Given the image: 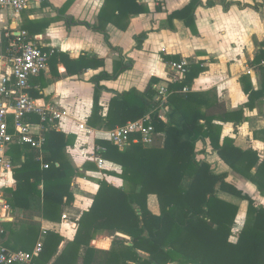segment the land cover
Returning a JSON list of instances; mask_svg holds the SVG:
<instances>
[{"label":"trees","instance_id":"1","mask_svg":"<svg viewBox=\"0 0 264 264\" xmlns=\"http://www.w3.org/2000/svg\"><path fill=\"white\" fill-rule=\"evenodd\" d=\"M42 3L46 4L45 1ZM213 3V0H207L205 5ZM200 4V0H190L168 15L169 22L173 18L181 19L196 34L193 13ZM146 11L147 8L137 0H104L95 24L89 27L107 40L108 24L125 29L131 15ZM47 24L45 22L35 29L38 23L31 21L22 28L31 37ZM69 24L85 23L71 20L67 22ZM144 37V32L135 36L136 48L141 47ZM1 42L2 49H5L8 40L2 36ZM171 58L177 60L176 56ZM122 60L119 57L113 62L111 72L101 69L89 78L93 94L86 123L91 128L110 130L148 114L155 132L154 140L150 145H143L132 141L139 134H130L122 148L107 139L96 141L104 148L97 154L120 166L117 176L122 179L123 186L98 182L91 206L77 220L72 241L54 263L75 264L83 247L82 264H264V207L228 182L227 172H215L207 160L196 158V143L207 142L222 162L236 175L251 182L264 196V158L255 149L235 146L231 137L221 139V125L215 123V120L235 125L240 123L244 119L243 108L225 111L217 103H212L207 94L181 92L202 71V68L193 66L189 67L182 81L168 85L170 94L163 103L168 110L163 119L158 118L160 101L155 99L156 77L150 78L144 90L112 91L104 112L100 97L102 91L108 89L101 81L114 79L129 68ZM47 62L55 77H59L58 62L64 65L68 75L103 67V59L96 55L80 54L77 58H70L56 50L48 54ZM36 81L46 84L41 75L32 82L30 80L31 84ZM246 91L249 106L255 92ZM262 133L264 130L254 132L253 136L264 140ZM44 135L46 154L43 161L47 168L41 167L33 150L25 152L24 160H21L22 147L8 146L10 159L19 166L13 169L15 185L6 190L9 194L7 202L15 208L22 206L24 200L29 201L30 195H36L42 199L38 202V209L44 218L57 221L61 217V206L72 200L70 183L73 177L82 174L64 155L65 147L73 144V136L53 129ZM83 169H96V166L85 162ZM41 182L42 190L37 187ZM220 193L247 202L240 229H236L239 224L238 203L221 198ZM150 194L156 197L158 213H153L147 206ZM104 229L128 235L132 244L126 245L123 239L114 238L108 250L90 246L95 233ZM36 237V231L32 230L22 235V249L30 251ZM60 240L58 233L48 230L41 251L33 258L36 264H46Z\"/></svg>","mask_w":264,"mask_h":264},{"label":"crops","instance_id":"2","mask_svg":"<svg viewBox=\"0 0 264 264\" xmlns=\"http://www.w3.org/2000/svg\"><path fill=\"white\" fill-rule=\"evenodd\" d=\"M42 1L30 5L18 14L9 9L15 16L12 20L2 15L8 9L0 8V37H4V33L16 34L17 31L24 30L22 25L31 21L38 23L35 29H39L40 25L47 22V26L39 33H34L31 37L28 35L44 49L43 51L48 54L53 50L64 52L70 58H77L80 54L96 55L103 59V67L88 68L79 75H68L64 65L58 62L56 67L59 77L52 75L47 65L46 70L40 74L46 84L42 85L39 81L31 84L29 93L38 105L54 106L65 110L67 114L54 124H44L43 130L40 128L38 115L33 114L29 116V120L34 124L30 129L42 133L44 139V134L49 129L73 136V144L65 147L64 155L82 175L73 177L70 183L72 200L61 206V217L57 221L44 218L38 209V202H42V199H38L36 195H30V200H24L22 206L11 208L7 202L9 194L6 190L15 185L13 169L19 166V163L12 162L8 155V147L5 153L12 167L0 176V199L8 206L7 210L1 212L0 243L12 250L25 251L22 249V235L32 230L37 233L31 245L32 251L38 240L44 241L48 230L54 231L61 240L46 264H55L57 257L72 241L80 215L91 206L98 182L106 181L115 187L123 186L122 179L117 176L121 171L119 165L105 159L102 167L96 164L99 155L95 148L100 146L96 141L108 140V130L91 128L86 123L91 112L93 94V84L89 78L101 69L111 72L113 62L119 57L123 58L122 61L127 63L129 68L114 79L101 81L108 89L103 90L100 97L104 112L113 94L112 91L121 92L131 88L144 90L151 77L158 79L155 88L161 85L168 88L169 84L182 81L189 67H200L202 71L180 91L207 94L212 103H217L219 108L225 111L242 107L244 119L236 125L233 122L215 120V123L221 125L220 138L231 137L235 146L241 149H255L259 156L264 158V140L253 136L254 132L264 130V67L259 64L264 58V0H213L211 6L205 5L207 0H200L201 4L193 13L196 34L190 31L183 20L173 18L169 22L168 19L171 12L181 9L190 0H137L147 8V11L131 15L125 29L108 24L107 40L103 34L89 27L95 24L104 0ZM71 20L85 24L67 25ZM8 25L9 27H6ZM142 32L145 33V37L141 47L136 48L135 36ZM174 56L177 60L171 58ZM182 60L187 62V71L184 75L173 71L170 65V62ZM246 89L255 92L249 106ZM167 110V107H164L160 112L165 116ZM80 124H84L89 131L81 130ZM261 135L264 137L263 133ZM14 145L22 147L21 160H24L25 152L30 150L36 152V159L42 167L46 154L44 148L39 152L27 143ZM25 146L28 148L25 149ZM196 150L197 159L207 160L215 172H227L228 182L264 207V196L259 194L251 182L236 175L222 162L207 142H197ZM85 162L93 163L96 169H83ZM42 186L41 182L37 187L42 190ZM219 196L238 203V219L243 221L239 225L240 229L246 216L247 202L236 200L224 193H220ZM147 206L153 213H158L154 195H148ZM114 238L123 239L126 245L132 244L128 235L118 231L110 233L104 229L95 233L89 245L108 250ZM138 252L142 256L145 255ZM83 253L84 248L81 247L75 264H82ZM33 258L28 264H36Z\"/></svg>","mask_w":264,"mask_h":264},{"label":"built area","instance_id":"3","mask_svg":"<svg viewBox=\"0 0 264 264\" xmlns=\"http://www.w3.org/2000/svg\"><path fill=\"white\" fill-rule=\"evenodd\" d=\"M42 0H0V8L10 9L18 14L30 5L40 3ZM4 37H10L5 49H2L0 37V176L11 169L12 165L6 156V149L11 144H29L31 148L43 149L44 136L42 133L33 132L30 127L34 125L29 116L38 115L39 125L54 124L66 116L67 112L54 106H40L31 97L30 80L39 76L46 70L48 53L43 51L37 43L33 42L25 30H19L16 34L4 33ZM264 67V58L259 63ZM173 71L184 75L187 71V62H170ZM249 73L250 70H247ZM184 90V89H183ZM155 99L160 101L158 118L163 119L160 109L166 107L163 103L170 94L167 86L156 87ZM79 128L88 132L84 124ZM130 134H139L133 137V142H141L150 145L154 140V128L150 123L149 115H144L138 120L127 121L122 126H117L107 131V138L113 144L121 147L127 142ZM95 150H104L97 146ZM98 167L104 165L100 156L96 159ZM47 168L46 163H42ZM8 206L0 199V221L1 212L7 210ZM42 240H38L32 251L12 250L0 243V264H28L31 259L42 249Z\"/></svg>","mask_w":264,"mask_h":264},{"label":"rangeland","instance_id":"4","mask_svg":"<svg viewBox=\"0 0 264 264\" xmlns=\"http://www.w3.org/2000/svg\"><path fill=\"white\" fill-rule=\"evenodd\" d=\"M2 15L5 16V17L7 16L9 18V20H12V19L15 18V16L12 15V12L9 9L5 13L3 12ZM6 27H9V25L6 26ZM238 222H239V224L237 223L238 225H237V228L236 229H239V225H241V223L243 221L242 220H239Z\"/></svg>","mask_w":264,"mask_h":264}]
</instances>
